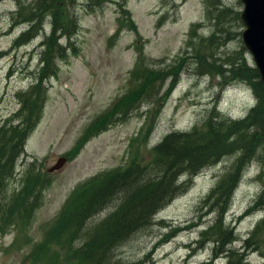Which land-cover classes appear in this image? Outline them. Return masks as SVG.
I'll use <instances>...</instances> for the list:
<instances>
[{
  "label": "rangeland",
  "instance_id": "obj_1",
  "mask_svg": "<svg viewBox=\"0 0 264 264\" xmlns=\"http://www.w3.org/2000/svg\"><path fill=\"white\" fill-rule=\"evenodd\" d=\"M212 1L221 4L217 6L220 10H232L221 21L230 34L220 38L225 43L213 52L208 46L203 47V54L226 61L237 56L244 45L241 35L244 25L235 18L244 4L242 0ZM77 3L75 7L69 3L66 9L54 7L73 17L77 13L80 27L73 39H61L65 45L71 41L72 47L64 58L57 60V73L47 80L48 99L42 119L28 139V156L19 159L17 174L8 183V195L23 190L29 179L25 167L36 159V176L46 177L49 172L50 185L31 219L15 215L14 208L8 206V218L3 220L5 215L0 222V264H78L72 263L73 256L69 254L78 249V244L69 249L63 246L64 249L58 244L56 233L75 187L93 176L126 169L134 161H149L154 145L168 132L190 129L214 105L219 104V109L233 118L243 117L252 106L258 105L250 84L222 83V77L212 72L201 74L197 69L195 58L199 59L200 45L193 50L185 42L195 23H201V35L208 37L215 31V19H210L213 14L208 15L205 0H77ZM39 4L40 0H0V126L18 110L17 93L29 87L44 68L40 42L52 32V18L45 20L38 37L34 33L20 39L30 28L28 19ZM28 40L31 41L25 43ZM181 57L185 62L179 79L164 100L159 92L164 78L155 86V72L167 71L181 63ZM248 58L253 62L249 53ZM151 70H155L148 83L151 87L147 86L132 99L139 81L141 84L144 81V73ZM148 89H152V95L143 96ZM111 106L114 110L106 113ZM124 106H133L129 114L120 110ZM97 118V123L91 126ZM108 120L111 121L106 127L98 130ZM257 153L237 188L226 219L235 224L240 237L251 231L263 216L255 202L264 193V142L257 144ZM62 157L66 162L50 172ZM231 160L226 157L225 162L229 164ZM223 167L224 164L213 170L207 168L189 190L163 211L162 217L180 225L178 233L164 230V242L155 233L140 240L131 239L119 248L115 261L200 264L208 258L212 245L207 242L204 248H199L202 244L197 240L213 215L206 214L201 201L216 183V175L225 170ZM189 224L195 227L183 231ZM192 247L198 249L196 254L192 253ZM249 260L251 264H264V248L251 254ZM224 261L221 259L217 264Z\"/></svg>",
  "mask_w": 264,
  "mask_h": 264
},
{
  "label": "trees",
  "instance_id": "obj_2",
  "mask_svg": "<svg viewBox=\"0 0 264 264\" xmlns=\"http://www.w3.org/2000/svg\"><path fill=\"white\" fill-rule=\"evenodd\" d=\"M208 15L213 14L210 18L215 19L214 33H209L208 37L199 33L200 24H196L190 30L187 40V46L193 50L197 49V69L201 74L214 73L222 77V83L230 84L238 81L250 84L258 98V105L252 106L246 117L232 118L228 114L220 111L217 105L208 110L202 120L196 122L190 129L173 130L168 133L163 140H160L153 148V154L149 161L131 163L126 169L112 170L92 177L75 192L73 197L66 205L62 220L56 228L59 237L58 244L71 248L78 244V249L69 254L73 256V261L78 264H119L116 259V249L119 248L127 239L120 237L119 234H113L105 225V219L100 220L98 216V207L104 203L109 195L115 202L123 200L124 204L129 207L128 211L135 212L136 215L142 212H155L160 203H166L170 198L179 195L185 190V187L177 182L173 169L171 172L166 170L160 171L167 161L178 153V146H175L174 154L166 157L170 152L169 145L173 142L174 136H182L192 143V149L195 152H203L207 147H202L201 143L207 145V139L215 136L220 140L222 145L219 150L225 154L231 155L238 153L231 172L228 177L222 175L218 182L212 187L210 195L205 198L208 206H211L213 215L211 226L202 230V234H211L213 239V255L210 260H205L201 264H214L213 259L225 258V264H251L249 257L257 250L264 248V217L261 218L255 227L248 233L247 237L238 247L234 244L239 240L236 229L226 222L227 213L229 212L233 196L232 193L237 183L240 181L239 172L242 168L249 166L257 157L252 148V141L257 144L264 142V85L261 75L256 66L249 60L248 52L244 45L240 47L237 56L225 59H210L203 54V47L208 46L212 52L221 44L220 38H227L230 30L226 29L221 21L229 16L232 10L230 8L218 9L220 3H214L212 0H205ZM69 3L73 7L77 0H40L38 7L33 9L28 21L30 28L21 38L34 33L37 35L43 31V24L48 17L52 18V32L42 41L43 49L41 50V62L43 65L40 76H35L34 81L24 91L18 94L20 109L5 119L0 127V222L6 215L8 206L14 208V214L24 219H31L36 209L41 205L43 192L49 184L48 175L46 177L36 176V162H32L26 168L29 176L28 182L14 196H8V183L15 175V170L19 158L24 155L25 146L29 136L37 127L42 119L44 107L48 99L47 80L57 73L58 59L64 58L68 49L72 47L61 43V39H73L79 30V17L77 14L73 17L66 10H59L54 7L59 6L66 9ZM216 16L214 14L218 13ZM237 20H241L240 14H236ZM235 16V15H234ZM66 24L69 27H66ZM71 24V25H70ZM206 26V24H204ZM224 33L218 36V34ZM197 40H199L197 42ZM49 55H45L48 54ZM43 56V57H42ZM45 56V57H44ZM213 57L212 53L210 55ZM177 65H172L170 69L155 72L157 83L162 81L159 92L164 100L168 98L169 93L175 87L181 66L185 58L181 57ZM199 66V67H198ZM155 70L144 73V81H139L138 87L132 99L149 86L148 83ZM225 85V84H224ZM223 85V86H224ZM223 88V87H222ZM152 89H148L143 96H151ZM158 94V90H155ZM131 99V100H132ZM118 104L116 103L115 106ZM134 106V105H133ZM132 107L124 106L121 108L123 113L129 114ZM115 107L112 108L114 110ZM127 111V112H125ZM108 120L101 128L106 127ZM199 146L197 147V144ZM226 148L223 149V146ZM164 147V149H163ZM197 147V148H196ZM241 150L242 152L238 151ZM162 151V152H161ZM200 154V153H199ZM191 157L181 156L178 159L179 164L188 167ZM173 166L177 167L178 165ZM137 179L136 184L131 179ZM131 183L128 185V183ZM150 190H156L157 198L148 199L147 195ZM111 193V195H110ZM152 193V192H149ZM134 203H136L134 205ZM141 203V204H140ZM264 209V193L259 196L256 202ZM150 214V215H151ZM8 215L3 219H7ZM2 220V221H3ZM137 224H133L134 228ZM118 228V227H117ZM105 237H110V243L106 245ZM95 239V240H94ZM64 248V247H63ZM64 248V249H66Z\"/></svg>",
  "mask_w": 264,
  "mask_h": 264
},
{
  "label": "bare ground",
  "instance_id": "obj_3",
  "mask_svg": "<svg viewBox=\"0 0 264 264\" xmlns=\"http://www.w3.org/2000/svg\"><path fill=\"white\" fill-rule=\"evenodd\" d=\"M246 116L247 114L244 115L243 118ZM163 138L161 140H163ZM172 140L173 142L169 145L170 152L166 154V157L172 156L174 154L175 146L179 147L178 153L173 158L168 159L167 161L168 166L163 165L160 171L162 172L163 170L164 172H166V170H169L171 172V169H173L175 173V177L177 178V182L181 183L185 187V190L182 193L170 198L165 204L160 203L157 210L153 212L152 214L150 212H147V213L142 212L141 214L136 215L135 212L132 213V211H128L129 207H127L126 204H124L123 200L119 199L117 200L118 202L114 203V201L111 200L112 198L109 195L106 197L107 200H105L104 203H102L101 206L98 207L97 215L102 216L100 220L105 219V222H104L105 227L108 230H110V232L113 234H119V231H120V234H119L120 237H125L127 239L122 245L119 246V248L125 245L131 239L140 240L142 236L150 235L151 233H155L156 235H158V237H160L158 240L161 239L162 242L165 241V236H166V233L164 232V230H166V232L167 231L169 232L171 230H178L177 231L178 233L180 225H176L170 221H167L164 217H162L163 211L176 198H178L180 195L184 194L187 190H189L191 186L194 184L195 180L201 174L205 173V170L207 168L209 170H213V169L219 168L220 166L224 164L223 170L224 169L225 170L218 173V175H216L217 176L216 183L218 182V180L220 179L222 175H224V177H228L229 174L227 173L231 172L232 164L234 163L236 157L238 156L237 152L232 153L231 155H227L225 154L224 151H220L219 148L222 145H219L220 140L217 139L215 136H211L207 139L208 141L207 145L203 144L204 141L201 143V146L203 148L207 147V149L204 150L203 152H195L192 149V143H190L187 139H185L182 136H174ZM252 145H253L252 146L253 151L257 154V143L252 141ZM198 146H199V143L197 144V147ZM224 148H226V145L223 146V149ZM238 151L242 152L241 150H238ZM182 155L185 157L192 158L191 160H189L188 167H185L179 164L178 159H180ZM226 157H230L232 159L229 164L225 162ZM172 164L178 165V166L175 167ZM247 168L248 166L242 168L241 171L239 172V178L241 179L237 183L236 187L234 188V191L232 193L233 199L236 195L237 188L239 187V185L241 184V182L244 180L246 176V172L248 171ZM131 180H133L134 183L136 184L139 182V180L135 178ZM130 184L131 183L129 182L128 185ZM212 187L208 189L209 191L206 193V195H204L201 201L202 207L206 209V214L211 213V206H208V203H206L205 198L210 195V191L212 190ZM149 192H152V193H149ZM149 192L147 195L148 199L154 200L157 198L156 190H150ZM135 204L136 203H134V205ZM133 224H137V225L134 228H131ZM199 225L200 223L197 224L196 226H199ZM209 226H211V223L208 225V228ZM192 227H195V224L186 225L183 231L188 230ZM173 237L174 235H172V238ZM109 240H110V237H105L106 245L110 243ZM198 242L202 244L199 246V248H204L207 242H208L207 245H212L211 254L209 256L213 255V239H212L211 234L205 235V234L200 233ZM237 243H241V242L237 241ZM119 248L116 249V253H115L116 257L118 256ZM195 249L196 251L198 250L197 248ZM213 262L215 264L218 263L217 260H213Z\"/></svg>",
  "mask_w": 264,
  "mask_h": 264
},
{
  "label": "water",
  "instance_id": "obj_4",
  "mask_svg": "<svg viewBox=\"0 0 264 264\" xmlns=\"http://www.w3.org/2000/svg\"><path fill=\"white\" fill-rule=\"evenodd\" d=\"M241 18L245 25L243 41L252 54L254 62L264 83V0H243ZM65 159H60L52 170L60 168Z\"/></svg>",
  "mask_w": 264,
  "mask_h": 264
}]
</instances>
